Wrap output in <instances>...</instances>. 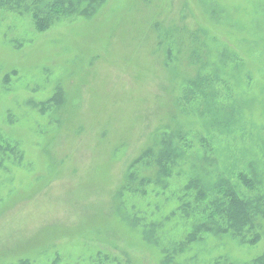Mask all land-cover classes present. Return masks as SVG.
Masks as SVG:
<instances>
[{"label":"rangeland","instance_id":"rangeland-1","mask_svg":"<svg viewBox=\"0 0 264 264\" xmlns=\"http://www.w3.org/2000/svg\"><path fill=\"white\" fill-rule=\"evenodd\" d=\"M55 1L0 4V264H253L264 219L186 239L222 181L264 212V0Z\"/></svg>","mask_w":264,"mask_h":264},{"label":"trees","instance_id":"trees-1","mask_svg":"<svg viewBox=\"0 0 264 264\" xmlns=\"http://www.w3.org/2000/svg\"><path fill=\"white\" fill-rule=\"evenodd\" d=\"M71 1V0H70ZM7 2V0H6ZM86 2L89 6H94L99 4L102 0H79V3ZM0 4L4 5L5 0H0ZM65 5L64 0H56L53 2L52 7L58 8V12L63 11V6ZM71 7L67 10H77V6L72 2L69 3ZM40 9H37L35 14H37ZM53 16H44L43 20L39 19L37 21L40 28L45 27L44 23H47ZM164 148H147L137 159L132 163V167L136 166V172L127 177L124 186L122 188L129 192H138L141 187L146 184L152 183L151 177L143 176L142 173L149 171L150 173H155L157 179L161 177H167L169 174V165H172L177 158V151L175 148H172L169 144H165L164 141L161 142ZM141 164V165H139ZM144 167L140 173H137L138 167ZM243 181H245L243 179ZM246 187L248 186V181L244 182ZM221 187L222 191V202L219 205H216L214 214L208 216V220L198 223L194 226L193 230L188 234L186 240L195 242L198 240V236L201 234H224L227 231L232 232L235 235H240L246 228H254L255 224L253 220L255 218L264 219V212L258 207V203L252 201L251 199H242L238 193L234 190L228 181H222ZM189 189V188H188ZM216 217L222 220V222L217 221ZM257 240V239H256ZM255 240V241H256ZM250 242V243H254ZM20 264H28V262H20ZM253 264H264V253L257 257Z\"/></svg>","mask_w":264,"mask_h":264}]
</instances>
